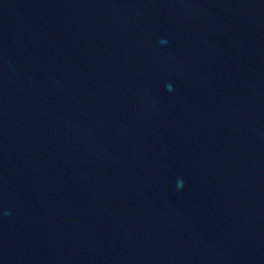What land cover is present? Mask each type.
<instances>
[{
    "label": "water",
    "instance_id": "95a60500",
    "mask_svg": "<svg viewBox=\"0 0 264 264\" xmlns=\"http://www.w3.org/2000/svg\"><path fill=\"white\" fill-rule=\"evenodd\" d=\"M0 264H264V0H0Z\"/></svg>",
    "mask_w": 264,
    "mask_h": 264
}]
</instances>
